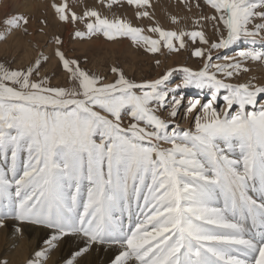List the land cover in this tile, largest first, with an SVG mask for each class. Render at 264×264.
<instances>
[{"label":"snow or ice","instance_id":"obj_1","mask_svg":"<svg viewBox=\"0 0 264 264\" xmlns=\"http://www.w3.org/2000/svg\"><path fill=\"white\" fill-rule=\"evenodd\" d=\"M127 3L137 9L150 6L149 0ZM206 3L216 15L202 19L218 20L226 32L219 23L214 25L217 41L210 42L203 31L177 32L159 25L148 28L158 34L154 39L143 34V28L102 17L94 9L78 16L70 12L67 0L52 4L61 21L86 19L87 31H77V37H130L153 54L162 47L179 52L186 47V37L208 45L192 51L203 67L183 68L182 85H176L211 90L205 103L188 101L186 112L195 113L193 129L169 127L183 99H169L175 91L168 86L173 69L136 82L112 67L117 78L104 82L57 48L56 56L73 85L64 88L49 86L46 76L32 79L40 75L39 59L20 69L0 63V151L6 158L10 151L12 173L8 179L0 170V194H7L14 183L18 201L0 208V226L14 213L21 223L53 230L44 241L47 247L35 253L39 259L28 264H42L48 251L69 235L81 236L86 244L66 264H74L75 257L96 244L120 248L112 264H264V231L257 233L258 239L246 238L242 224L251 218L264 228V103L259 100L264 85L226 82L248 71L242 62H264V50H241L238 59L226 56L224 63H213L211 51L242 39L264 43V0ZM136 14L149 16L147 11ZM5 23L20 27L28 18L17 15ZM56 42L61 43L59 38ZM221 90L225 107L218 111L214 105ZM22 150L27 159L18 174ZM84 181L89 187L79 212ZM249 190L259 191L261 200ZM217 193L224 198L223 207L211 206ZM132 200L139 208L137 222L125 230L112 212L121 205L129 207Z\"/></svg>","mask_w":264,"mask_h":264},{"label":"rangeland","instance_id":"obj_2","mask_svg":"<svg viewBox=\"0 0 264 264\" xmlns=\"http://www.w3.org/2000/svg\"><path fill=\"white\" fill-rule=\"evenodd\" d=\"M53 2L61 3L62 0H0V34L3 35V38L0 39V63L11 69H20L32 65L39 59L41 61L40 75H34L32 79L39 80L46 76L49 86L64 88H71L73 85L67 72L63 69L62 63L56 56L57 48L65 54L66 58L77 60L81 68L103 77L104 82H112L117 78L111 71L112 67H119L128 79L136 82L156 79L168 69H173L168 86L174 88L175 91L170 93L169 99L172 96L182 97L183 99L182 107L169 127L170 129L176 126L181 129L194 128L195 113L186 112L188 101L199 99L202 103H205L211 99V90L196 88L195 86L177 88L176 85H182L183 68L187 67L193 71H198L203 67V60L193 56L192 51L196 47L207 48L208 45H202L198 39L192 41L186 37V47L179 52L169 51L167 48L162 47L159 53L153 54L147 52L143 44L137 45L134 43L130 37H117L114 40H109L102 33L77 37L75 35L77 31H87L85 27L86 19L75 22L61 21L52 7ZM67 3L70 12H75L78 16H83L85 10L94 9L102 17H107L110 20L121 19L134 27L143 28V34L152 36L154 39L158 38V34L149 32L148 28L157 25L165 30L177 32L203 31L210 42L219 39V34L214 27L219 23L218 20L202 19V17L216 15L215 10L206 3V0H149L150 6L143 9H137L135 6L129 5L127 0H115V2L113 0H67ZM137 11H147L149 16L138 17ZM17 15L26 16L28 23L26 25L22 24L20 27L10 28L5 23L6 19ZM173 17H175V22L172 19ZM256 22L260 21L257 20ZM219 27L221 32H225L222 23H219ZM25 28L27 29L26 32L24 31ZM261 35H264V33H261ZM57 38L61 41L60 44H57ZM174 43L178 46V42L174 41ZM29 48L30 50H28ZM248 48L264 50V43L258 39L255 44H252L242 39L226 49H212V62L224 63V57L226 56L238 59L237 53ZM34 51H38V55L33 54L31 60H27V53L32 54ZM157 60L160 61L159 66L156 64ZM242 63L248 71H241L238 76L226 79V82L238 84L251 81L255 84L264 85V62L249 60ZM223 95L224 91L221 90L214 105L218 111L225 107ZM259 100L264 103V96H261ZM235 110L236 106L232 111ZM249 110H251V107H249ZM161 115L166 116L167 112H162ZM126 123L127 119L125 118ZM26 159L27 151L22 150L17 158L18 174H22ZM10 167V151L7 158L5 153L0 151V170L7 173L8 179H12ZM88 187L87 181L82 182L78 198L79 206L77 210L79 212L83 211V203L87 199ZM253 194L254 191L249 190V195L256 199L259 191L257 195ZM213 198H216L218 207H223L224 198L222 195L217 193ZM17 202L15 184L13 183L7 194H0V208L12 207ZM130 211L124 208L119 210L118 213L128 215ZM11 219L16 220L15 217ZM35 226L47 228L43 225ZM260 231L264 230L260 228ZM51 235L47 234L42 238L30 241L28 251L31 254L23 260L20 254L14 252L18 244L12 246L13 252L8 248V245H10L8 243L13 242V237L11 236L12 238L9 241L8 233H0V264H4L5 261L7 264H28L29 260H38L39 258L35 256V253L47 246L44 241L50 238ZM18 237L17 241L23 239V237ZM74 253L72 250H67L58 241L56 247L48 251L47 258L42 260V264H57L60 262L66 264L68 260L73 259ZM74 264H91L90 257L84 253L79 257H75Z\"/></svg>","mask_w":264,"mask_h":264},{"label":"bare ground","instance_id":"obj_3","mask_svg":"<svg viewBox=\"0 0 264 264\" xmlns=\"http://www.w3.org/2000/svg\"><path fill=\"white\" fill-rule=\"evenodd\" d=\"M28 50H30V48ZM33 54L37 56L38 51L36 52L34 51V53L32 54L27 53V60L28 59L31 60ZM34 58L36 59V57ZM257 194H258V191H254L253 195H257ZM140 203L142 204L143 201L141 200ZM216 203H217L216 198H213L211 202V206L218 207ZM242 224L245 230L246 238H257L258 239L257 233H259L260 228H262L259 225V222L254 224L251 218H247L242 221ZM17 227L21 229L20 232H16ZM262 230H264V228H262ZM52 232L53 230L49 228L47 229L44 227L35 226V225L27 224V223H21L14 219H5L4 225L0 226V233L1 234L8 233L9 241L13 237V240H12L13 242L8 243L10 244L8 245L9 250L13 252L14 249L12 248V246L18 244L14 252L20 254L23 257V260L31 254V252L28 251V245H29L28 243H30V241L36 240L38 238H42L43 236L47 234H52ZM18 236L23 237V239H20V241H17L16 239L17 238L19 239ZM60 243L63 247H66L67 250H72L74 252H77L80 248L85 246L86 241L78 235H69V236L62 238L60 240ZM119 251H120V248L116 245L109 246L107 244H104V245L96 244V245H93L89 249V251L85 253V255H88L90 257L91 264H112L115 256L118 255ZM57 264H61V262ZM128 264H135V261H129Z\"/></svg>","mask_w":264,"mask_h":264}]
</instances>
